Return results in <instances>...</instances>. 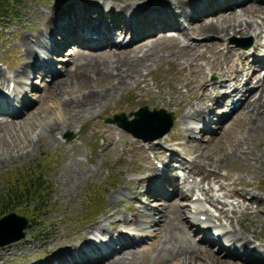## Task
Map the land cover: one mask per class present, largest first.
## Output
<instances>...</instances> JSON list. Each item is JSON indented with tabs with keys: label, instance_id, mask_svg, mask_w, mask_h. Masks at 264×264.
Instances as JSON below:
<instances>
[{
	"label": "bare ground",
	"instance_id": "bare-ground-1",
	"mask_svg": "<svg viewBox=\"0 0 264 264\" xmlns=\"http://www.w3.org/2000/svg\"><path fill=\"white\" fill-rule=\"evenodd\" d=\"M24 18H36L39 26L14 41L15 47L23 49L14 76L0 68V147L12 145V140V148L24 154L20 150L28 143L18 147L13 140L18 129L25 132L22 123L13 118L19 115L31 123L27 133L33 138L37 132V142L63 145L66 129L83 117L113 111L115 96L129 91L133 100L122 111H132L147 101V105L180 112V126L164 142H175L187 155L153 140L149 149L154 152L153 161L164 160L160 161L164 165L161 170L147 164L148 150L142 151L141 140L121 132L117 139L111 128L102 125L98 134L107 140V161L118 154L121 143L123 150L133 152L135 164L117 167L118 174H146L126 178L127 188H116L109 195L103 219L77 226L62 217L63 230L54 227L46 235L28 232L24 239L0 247V264H264V201L251 189L259 184L231 175L237 171L255 179L261 170L258 163L264 158V147L257 149L248 140L264 129V76H260L264 70V53H260L264 48V0H65L47 3L45 9L27 7ZM126 33L130 34L128 41L124 40ZM13 34L17 38V32ZM237 34L259 39L250 54L252 62L231 45L221 47ZM59 53L66 56L57 57ZM59 59L66 62L61 64ZM168 62L177 68L165 83L149 78L154 66ZM59 66H70L63 79H56L62 73ZM210 73L217 79H210ZM37 74L53 77V85L43 97L56 103L54 117L48 111H30L34 102L30 90H37L33 81ZM254 78L257 91L250 88ZM153 79L162 90L168 83L177 95L166 101L161 93L156 102L150 83ZM146 93L151 97H143ZM230 103L233 107L225 110ZM239 109L228 125L225 120ZM211 112L221 133L205 142L208 123L214 119L209 117ZM192 120L202 124L196 126ZM236 126L240 132L245 130V137L234 135ZM222 132L229 136L227 146ZM197 133L202 136L198 138ZM180 138L187 142H178ZM74 148L82 151L72 142L61 167L66 180L58 191L72 201V195L96 173L79 159ZM138 155L145 163L138 162ZM121 159L126 164L129 157L123 154ZM0 160L2 165L4 158ZM180 169L185 171L182 181ZM221 169L227 174L222 175ZM196 174L210 187L190 182ZM213 180L222 195L216 193ZM194 193L197 196L191 203L182 201L192 200ZM143 196H147L144 201ZM129 200L134 205H129ZM122 201L127 202L125 211L131 217L123 210ZM66 208L76 210L77 205L72 202ZM234 219L239 229L233 225ZM18 254L22 260L16 259Z\"/></svg>",
	"mask_w": 264,
	"mask_h": 264
},
{
	"label": "rangeland",
	"instance_id": "rangeland-1",
	"mask_svg": "<svg viewBox=\"0 0 264 264\" xmlns=\"http://www.w3.org/2000/svg\"><path fill=\"white\" fill-rule=\"evenodd\" d=\"M65 0H0V68L7 74L8 76H14L15 74V68L18 67V65L21 63L20 55L23 53L22 48H17L13 45L14 41L18 39L22 34L27 33L32 30H36L39 26V22L36 21V18L33 21L26 20L24 18V10L28 7L31 10L38 9H45L47 3H61ZM38 19H40L38 17ZM6 23V24H4ZM17 32V38H14L13 32ZM125 41H128L127 39L130 37L129 33H126L125 35ZM122 36V37H124ZM148 38V37H147ZM14 39V40H13ZM61 38H59L60 40ZM122 38H120L121 40ZM146 39V38H145ZM144 40V39H143ZM259 39L256 38L252 34L247 35H231L228 40L224 41V44L221 45L222 48H225L227 45H231L232 47L237 48L239 51H243L245 54H247L249 57L248 61L253 60L254 56H251L250 54L254 50V45L256 41ZM264 40V39H263ZM264 42V41H263ZM248 43H251L249 47H246ZM132 46V44H131ZM130 46V47H131ZM129 48V47H127ZM260 53H264V48L262 47V50ZM66 54L59 53L57 57H65ZM59 62L61 64L65 63V59H59ZM204 62V61H203ZM70 67V66H67ZM66 66L61 67L59 66V70H61V74L57 76L56 79H63L65 77L64 71ZM177 68L176 65H173L172 63H164L159 66H154L153 70L151 72V78L152 76L155 78H158L156 80H159L161 83H165L170 77L171 72L174 71ZM262 69V67H260ZM261 71V70H260ZM260 76H264V70L260 72ZM209 78L212 80H216L217 76L214 75V73L209 74ZM245 78V77H244ZM34 84L37 88V90H30L32 99H34V102L30 106V111L37 113L41 112L42 114L45 113V111L50 113V116L54 117L56 116V113L58 112V108L55 107V102L51 99H44L43 95L45 94L46 90L50 86L53 85V77H41L37 74L33 76ZM154 79L150 80L153 95L156 97L155 101H159L161 93L165 95V100L167 101L170 96H176L177 94L172 92L171 87L168 83L164 85V90L157 87L156 84H154ZM13 82L11 83V88L13 87ZM144 84H142L143 86ZM258 86L257 79H253L250 83V88H253L254 91H257L255 89ZM145 98H150L151 95L146 93L143 95ZM133 100L132 92L126 91L122 96H115V100L113 101V111L105 110L102 111L99 114H96L94 117H83L78 122L75 123L74 127L71 129H66L64 133L62 134V140L63 145H45L37 142V132H33L32 136L33 138L27 133V130H30L31 123L26 122L23 120L22 115L13 117L17 121L21 122L24 128L23 132L22 130H17V136L13 138L14 143L16 145L21 147L25 143H28V147L25 149H22L20 151H23L24 154L20 155L17 151V149H13V143L11 140L12 145H1L0 147V157L4 158V163L0 165V215L1 213L5 212L8 213L10 211H14L17 214H26L32 216L31 222L27 224L25 227L26 236L29 233L41 231L44 235L52 232L54 227H58L59 229L63 230L62 227V217L64 220L67 221L69 225H83L85 223H92L97 220L103 219V212L106 206V203L108 202L109 195L113 193L116 188L119 187H126V178H136L139 176H143L146 173L141 172H131L126 171L122 173L121 175L117 172V167L119 166H132L135 164V162L132 161L134 158L133 152L129 151V149H122V143L119 144L117 153L118 154H112L110 156V159L107 161V158L104 156V149L105 144L107 140L103 136H100L99 133V127L102 125L107 126L111 128L116 135V138H120L119 133L127 134L131 139H139L141 140L142 144V151L145 152V155L148 157L147 164L150 166H154L157 168H160L163 170V163L160 161H164L161 158L154 160V152H152L149 149V145L152 143L153 140H149L147 138H138L132 135L131 133L127 132L124 128L120 127L116 122L107 121L108 118H113L115 114H120L122 112L125 113L128 119H133L136 116L131 115V112L137 111L140 107L148 106L150 110L154 109H160L164 108L169 112H173L175 115V123L172 127V129L165 135L155 138L156 142L165 143V145H171L179 150H181L183 155H187L185 150L181 148L178 144L175 142H164V139H167L171 134L175 132L174 128H177L180 126V121L178 120L180 112H175L174 110H171L170 108L161 107V106H152L147 105V101L139 103L134 110L125 112L122 111L125 106L129 105L130 102ZM230 102V101H229ZM232 105V103H230ZM227 106L225 110L228 108L230 109L231 106ZM15 108V107H14ZM241 109L237 110L232 117H229L225 120V122L229 125L231 124L232 120L237 117L238 112ZM44 111V112H43ZM212 116L213 122H209V132L205 133V137L203 136V141H207V137L212 136H219L221 131H218V127L216 123L214 122L216 120V117L214 116V113H209V117ZM211 117V118H212ZM210 120V119H209ZM194 120H192V124H195L196 126H199L202 124V122H197L195 120V123H193ZM160 130L159 127L155 128H148L147 130L143 131L145 137L152 136L156 134ZM72 133L74 137L72 139H68L67 134ZM224 132H222L223 134ZM245 130L240 132V129L238 127H235L234 135L235 136H242L244 134V137L246 136ZM169 135V136H168ZM198 138L202 136V134L197 133L196 134ZM228 134L224 133L222 135V139L224 141L225 146L228 145ZM261 141L262 145L257 144L258 140ZM16 139V140H15ZM251 145L257 149H260L264 147V129L262 131L258 132V137L250 136L248 138ZM72 142H74L77 147H81L82 151H78L76 148H74L73 152L77 154L80 160H83L89 167L96 170V173L91 176L88 181H86L82 187L72 195L73 200L66 197L63 198L58 194L59 187L62 185V182L65 181V177L62 174V165L64 161L66 160V152L72 150ZM178 142L186 143L187 138H180ZM4 149V151H2ZM15 154L16 156H13V158L6 159L4 156L6 154ZM126 154L129 159L126 162V164L123 163L121 159V155ZM176 158V156H173ZM138 162L145 163V161L142 159L140 155L137 156ZM1 162V160H0ZM175 163L178 164L179 162L175 160ZM146 164V165H147ZM259 166H261L260 174L255 178L252 179L250 176H247L244 173H240L237 171L231 172V175L233 177L243 176L248 181H256L257 184H259V188H251L253 192L259 194L261 198L264 201V158L258 163ZM178 166V165H177ZM35 167H40L42 171L45 172V177L48 183L51 185V189L49 190V194L46 196L44 200V207L40 208L39 210H33L30 206H28L25 201L20 202H12L10 200V197L8 193L10 192L11 188L14 186H21L22 182L25 180V178H21L22 175L30 174L31 171ZM180 172V178L181 181L183 180L182 177L185 174V171L182 169L179 170ZM227 170L221 169L220 173L222 175L227 174ZM213 179V178H212ZM196 181L201 187L204 186L205 188H209L210 184L207 180L202 181L201 175L196 174L195 178H190V182ZM222 182L228 183L229 180L222 178ZM214 188L216 189V193L222 195V191L219 190V185L214 180L212 183ZM170 191L172 189L170 188ZM199 192V191H198ZM197 194L194 193L190 197L192 200H182L183 202L191 203V201L195 200ZM147 196H143L142 201L144 199L146 200ZM230 200H233V198H229ZM157 202V200H154ZM75 202L77 205L76 210H71L66 208V206H69L70 203ZM142 203V202H140ZM144 203V202H143ZM129 205H134V202L132 200L128 201ZM187 204V203H184ZM205 204L207 207L211 208L214 213H217L216 208L212 206L210 203L205 201ZM126 201H122V208L125 211L126 210ZM125 208V209H124ZM100 211V214L98 216H95V212ZM125 213L131 217L129 212L125 211ZM205 216V215H204ZM204 218V217H203ZM247 222V221H246ZM15 222H12V224ZM17 223V222H16ZM106 223V220L104 221ZM221 222L218 221L217 224H220ZM225 223V221H224ZM13 225V226H14ZM221 225V224H220ZM233 225L239 229L240 226L237 223V220L234 219ZM199 234V233H198ZM25 236V237H26ZM24 237V238H25ZM22 238V239H24ZM198 238H201V235L199 234ZM152 239H149V242ZM12 244V243H11ZM10 245V243L8 244ZM7 246V245H5ZM4 247V246H0ZM31 251L27 252V255L30 256ZM17 260H22L23 256L20 254L16 257ZM15 261V260H14Z\"/></svg>",
	"mask_w": 264,
	"mask_h": 264
},
{
	"label": "water",
	"instance_id": "water-1",
	"mask_svg": "<svg viewBox=\"0 0 264 264\" xmlns=\"http://www.w3.org/2000/svg\"><path fill=\"white\" fill-rule=\"evenodd\" d=\"M140 118L134 119V121H127L125 114H117L114 118L108 119L109 121L115 122L117 121L120 126L125 128L127 131L133 133L137 137L147 138L149 140H153L155 138L161 137L170 131L172 128L175 116L172 112H167L165 109H156L154 111H150L147 106L140 108L138 111L134 113ZM147 118V119H146ZM143 120V121H142ZM131 122L142 123L145 128H155L160 127L161 129L154 135L145 137L144 133H142V129L131 124ZM145 122V123H144ZM131 124V125H130ZM145 124V125H144ZM158 124V125H157ZM146 125H149L148 127ZM142 131V132H141ZM73 134L68 133V138H73ZM12 222H15L12 224ZM17 222V223H16ZM8 223V224H7ZM28 223V218L26 216L18 215L15 212H11L2 218H0V228L5 229L7 232L0 233V246L6 245L8 243L17 241L23 237H25L26 232L24 228ZM14 225V226H12ZM13 227V228H10ZM11 229V230H9ZM9 230V231H8Z\"/></svg>",
	"mask_w": 264,
	"mask_h": 264
},
{
	"label": "trees",
	"instance_id": "trees-1",
	"mask_svg": "<svg viewBox=\"0 0 264 264\" xmlns=\"http://www.w3.org/2000/svg\"><path fill=\"white\" fill-rule=\"evenodd\" d=\"M21 178H25L22 185L12 187L8 193L10 200L20 203L25 201L33 210L44 207V200L51 189V185L46 180L45 172L40 167H35L30 174H24ZM5 214L2 213L0 217ZM27 216L31 222L32 216Z\"/></svg>",
	"mask_w": 264,
	"mask_h": 264
}]
</instances>
